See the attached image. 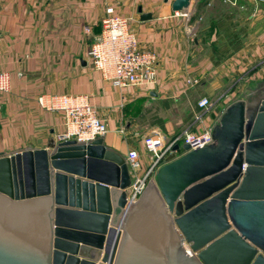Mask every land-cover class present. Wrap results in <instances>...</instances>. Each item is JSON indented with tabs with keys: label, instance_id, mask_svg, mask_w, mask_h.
<instances>
[{
	"label": "water",
	"instance_id": "water-1",
	"mask_svg": "<svg viewBox=\"0 0 264 264\" xmlns=\"http://www.w3.org/2000/svg\"><path fill=\"white\" fill-rule=\"evenodd\" d=\"M211 136L167 156L133 202L100 137L0 153V264H264V96L227 105Z\"/></svg>",
	"mask_w": 264,
	"mask_h": 264
},
{
	"label": "crops",
	"instance_id": "crops-1",
	"mask_svg": "<svg viewBox=\"0 0 264 264\" xmlns=\"http://www.w3.org/2000/svg\"><path fill=\"white\" fill-rule=\"evenodd\" d=\"M171 1L0 0V71L9 76L0 93V153L60 139L62 114L38 107L39 93L85 95L105 125L102 144L124 160L134 151L140 172L151 162L143 144L151 132L165 144L182 129L212 128L232 102L224 100L248 86L245 94L258 87L264 96V0H218L215 12L209 0H189L177 12ZM107 6L128 18L137 47L153 56V84L115 87L91 67L86 52ZM138 7L151 17L140 20ZM202 96L216 104L193 121Z\"/></svg>",
	"mask_w": 264,
	"mask_h": 264
},
{
	"label": "built area",
	"instance_id": "built-area-1",
	"mask_svg": "<svg viewBox=\"0 0 264 264\" xmlns=\"http://www.w3.org/2000/svg\"><path fill=\"white\" fill-rule=\"evenodd\" d=\"M86 56L91 67L99 71L102 78L112 86H142L155 82L153 56L137 47L136 37L128 28V18L115 13L112 6L104 8V14L100 19V31L89 44ZM8 86V73L0 71V93L6 92ZM35 101L43 110L58 111L62 114L61 139L86 143L106 133L104 123L96 116L85 95L39 93ZM195 104L199 111L193 116V121H198L202 113L211 108L212 102L202 96ZM212 141L211 127H203L197 133L182 129L165 144L162 136L156 131L145 136L143 144L151 154V162L144 172L139 170L137 154L134 151L128 150L125 155L130 180L127 186L128 194L125 195L126 201L136 200L157 167L166 162L167 156L171 153L178 156L184 152L180 148L182 144H186L188 150H191L208 145ZM175 144L178 145V149L172 151ZM183 246L189 254L188 245L183 243Z\"/></svg>",
	"mask_w": 264,
	"mask_h": 264
},
{
	"label": "rangeland",
	"instance_id": "rangeland-1",
	"mask_svg": "<svg viewBox=\"0 0 264 264\" xmlns=\"http://www.w3.org/2000/svg\"><path fill=\"white\" fill-rule=\"evenodd\" d=\"M210 2H211V10L212 11H214L215 12V10H217V9H219V1L218 0H209ZM238 83H240V82H235V84H234V86L235 85H238ZM241 89V88H240ZM247 90H253V86H248V88H246L245 89V91H240V92H238L237 93V96L236 97H233L232 99H227V100H224L225 102H223V104L225 103H229V101H232V102H235V101H243V102H248V101H252V100H254L255 98H257V97H260V95L262 94V92H261V88H258V87H256V90L255 91H253V92H250V93H248V94H245L246 93V91ZM211 101H213L214 102V104H216V101L215 100H213V98L211 99ZM232 102H230V103H232ZM221 103V102H220ZM229 103V104H230ZM228 104V105H229ZM227 106V105H226ZM225 106V107H226ZM225 107H223V108H221V110H219L218 111V115H217V117H216V122H217V120H218V118H219V116L221 115V113L223 112V110L225 109ZM152 178V177H151ZM150 178V179H151ZM150 179H148L147 180V182L150 180ZM147 182L145 183V184H147ZM124 192H125V195H127L128 194V189H127V187L124 189ZM188 245V244H187Z\"/></svg>",
	"mask_w": 264,
	"mask_h": 264
},
{
	"label": "bare ground",
	"instance_id": "bare-ground-1",
	"mask_svg": "<svg viewBox=\"0 0 264 264\" xmlns=\"http://www.w3.org/2000/svg\"><path fill=\"white\" fill-rule=\"evenodd\" d=\"M125 200H126V198H125Z\"/></svg>",
	"mask_w": 264,
	"mask_h": 264
}]
</instances>
